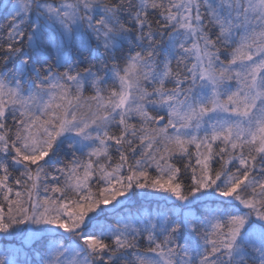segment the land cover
Listing matches in <instances>:
<instances>
[{"label": "snow or ice", "instance_id": "1", "mask_svg": "<svg viewBox=\"0 0 264 264\" xmlns=\"http://www.w3.org/2000/svg\"><path fill=\"white\" fill-rule=\"evenodd\" d=\"M0 264H264V0H0Z\"/></svg>", "mask_w": 264, "mask_h": 264}]
</instances>
